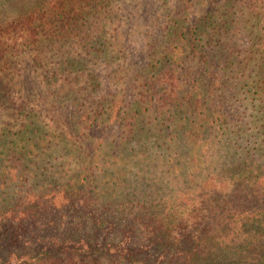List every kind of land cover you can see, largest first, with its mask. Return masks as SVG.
<instances>
[{"label":"trees","instance_id":"trees-1","mask_svg":"<svg viewBox=\"0 0 264 264\" xmlns=\"http://www.w3.org/2000/svg\"><path fill=\"white\" fill-rule=\"evenodd\" d=\"M139 12L130 0H35L0 23V188L19 180L45 187L24 191L27 210L11 205L18 191L0 193L10 204L0 217L23 215L12 234L17 243L27 233V212L56 195L66 193L67 202L72 195L85 210L103 202L107 184L121 179L110 170L126 155H152L161 141L197 152L225 117L210 103L227 89L254 106L251 128H264V0H155L147 23ZM135 33L141 41L129 37ZM255 58L262 63L253 76ZM29 71L39 74L41 94L25 83ZM224 155L228 175L194 174L176 200L161 196L156 177L138 178L123 203L138 211L119 235L107 227L79 240L46 236V258L29 257L60 264H264V164L232 145ZM86 184L104 193L80 197L74 190Z\"/></svg>","mask_w":264,"mask_h":264},{"label":"rangeland","instance_id":"rangeland-1","mask_svg":"<svg viewBox=\"0 0 264 264\" xmlns=\"http://www.w3.org/2000/svg\"><path fill=\"white\" fill-rule=\"evenodd\" d=\"M34 1L0 0V23L7 24L11 22L17 15L28 10ZM135 4L140 5L138 20L147 23L155 11V0H135V2L130 0V5ZM125 33L128 34V29H126ZM14 37L18 38V36ZM129 37L141 41V36L138 33L129 35ZM246 42L243 43L244 47L247 46ZM137 51L135 47V59L139 64L143 65L144 57L140 54L139 47ZM261 63V58H255L248 69V74L255 76L256 73L260 72L259 65ZM23 79L29 87H34L35 91L40 90L38 94L43 92V84L41 83L39 74H34L32 71H29L28 74L23 76ZM224 94L225 98L223 100L215 98L210 104L219 106L218 108H221L225 117L213 129L206 132L205 140H207V144L201 146L197 152H193L189 146H184L181 143L179 145L178 143L173 144L171 141L167 143L161 141V146L158 143L155 145L152 155H134V153L132 155H126L120 166H116L114 170H110L112 174L113 172L116 173L121 179L115 183L109 182V185L107 184V188L105 189L109 192V197H105L103 202L95 204L94 207L85 210L81 206L82 203L77 202L79 199L73 198L72 195L68 196L67 199H71L68 202L66 201V193L65 195H56L53 202L40 205L39 208L34 207L33 210L27 212H31L32 217L22 222V227L27 233H21V242L18 243L12 238V234L19 225L23 215L15 214L14 217L8 220L0 217V264H60L59 261L52 260L32 261L29 257L46 258L48 253L42 250L44 240H48L46 236H56L58 239L64 240L67 236L74 235L73 239L79 240V236L83 237L86 234H92L107 227L113 228L111 234L116 233L119 235L124 231L128 222L135 219L134 216L138 211V209H124L126 206L123 203L128 201L125 200V195L127 192H134L137 188L138 178H142L145 175L157 178L155 182L161 188L160 192L163 198L166 200H176L183 195L182 190L194 174L204 176L202 179L215 174L217 176L220 175L223 179L225 175H228L226 165L228 157L224 155L228 145H232L233 150L236 149L239 152H245L247 155L264 164V128L260 124L255 128H251V122H248L251 119L250 114L254 112V106L247 99L233 95L230 89L225 90ZM72 108L74 107L72 106ZM72 108L66 110L67 115H71L73 112ZM77 112L75 110L76 115L78 114ZM240 116H243L242 120L247 121L246 126L243 125L246 130L244 132L238 130ZM116 129L115 124H112L109 128L112 138ZM239 133L242 135H238ZM2 182L3 180H0V183ZM128 182L129 187L126 185ZM25 184L24 181L19 180L11 185L0 188V193L18 191L19 195L15 197L11 205L20 204V207L17 208L27 210L29 209L28 202L24 203L23 200V197L27 193L24 191L34 192L36 189L40 190L45 187H42V182L38 186L33 183L32 185ZM74 191L79 193L80 197L94 200L98 194L104 193V188L102 186L86 184L79 186ZM135 196V194H131L132 198ZM1 198L0 195V200ZM137 200L133 199V201ZM9 205L8 203L0 201V210H6L9 208ZM74 209L77 211L76 213H74ZM92 214L108 220L109 223L105 225H94L91 219ZM50 220L57 222L54 227H47ZM62 222L65 223L63 226ZM78 224L85 226L78 227ZM96 229L99 230L96 231ZM136 229H139V224L138 226L136 225ZM51 248L56 249L61 247L51 244ZM55 249L51 252L54 255L55 253L59 255L58 252L54 251ZM65 262L63 264H77L75 260H67ZM101 262L102 264H115L107 259H102Z\"/></svg>","mask_w":264,"mask_h":264}]
</instances>
